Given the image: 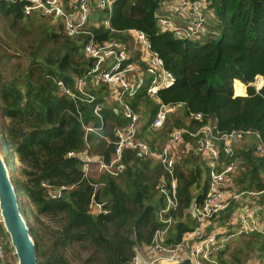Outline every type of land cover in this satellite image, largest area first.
Masks as SVG:
<instances>
[{"label":"trees","instance_id":"16d2710c","mask_svg":"<svg viewBox=\"0 0 264 264\" xmlns=\"http://www.w3.org/2000/svg\"><path fill=\"white\" fill-rule=\"evenodd\" d=\"M162 1L116 0L109 27L89 28L97 43H126L135 56L128 32H142L151 51L175 78L174 85L158 91L156 98L184 107L169 114L159 131L150 128L158 107L153 99L143 91L124 99L139 116L138 138L158 151L172 129L202 126L189 120L190 113H200L214 122L220 134L256 132L264 145V0H212L217 23L212 27L218 34L205 43L161 32L154 14ZM105 14L98 11L94 17L101 21ZM88 40L84 35L68 37L60 20L25 14L20 4L0 0V138L20 213L36 244L38 264H74L73 251L83 255V264H129L135 248L148 246L154 234L164 229V218L172 219L165 244L175 246L195 228L186 209L192 201L200 204L207 190L204 159L193 154L182 158L174 167L177 207L161 218L165 198L158 186L161 178L170 177L160 162L125 150L124 169L116 177L94 174L86 181L79 160L65 157L88 148L91 155L108 162L114 148L113 130L127 124L123 106L108 102L107 86L92 85L90 77L85 93L94 98L92 103L59 93L56 81L74 92L75 78L92 69L93 60L83 53ZM234 80L246 87L252 83L256 89L262 87L257 91L248 86L245 91L244 86L242 95H236ZM235 88L238 93L240 85L236 83ZM233 92L243 97H234ZM97 104L102 105L100 118L93 113ZM85 127L97 131L86 134ZM235 157L244 164L235 179L240 190H264V158L253 155L251 142L243 140ZM42 184L64 189L52 199ZM90 184L97 185L95 191ZM93 193L106 214H89ZM232 210L222 215L221 224ZM240 240L230 260L222 256L227 245L217 254L218 264H240L250 254L264 256L263 235H242Z\"/></svg>","mask_w":264,"mask_h":264},{"label":"built area","instance_id":"2783aa9c","mask_svg":"<svg viewBox=\"0 0 264 264\" xmlns=\"http://www.w3.org/2000/svg\"><path fill=\"white\" fill-rule=\"evenodd\" d=\"M4 1L20 4L25 14H37L51 19L52 22L60 20L68 37H89L83 53L87 59L93 60L92 69L85 76L75 78L74 92L67 89L61 81H56L60 94L73 100L92 103L94 98L85 93L87 79L90 77L92 85L102 83L107 86L108 102L123 106L122 117L127 120V124L114 128V148L108 162L91 155L88 148L80 152H69L65 156L67 159L79 160L83 179L88 181L93 174L104 173L116 177L124 169L121 156L125 150L135 151L140 157H150L160 162L170 177V180L161 178L158 186L159 194L165 198V206L160 212L161 218H164V214L177 207L175 165L189 154L201 156L205 161L208 170L206 193L200 204L192 201L185 211L195 222L194 230L185 233L177 245L167 246L165 236L172 219L164 218V229L154 234L148 246H137L129 264H218L217 254L224 248L225 241L221 236L226 231L220 225V220L231 207L233 210L224 224L233 227L231 230L238 235L264 236V212H261L259 204L264 197V190L243 191L235 182L244 167L243 162L235 157V150L241 149L243 140L251 142L255 157L264 158V145L258 133L233 131L220 134L214 122L206 120L200 113H190V121L204 124L194 130L172 129L158 151L151 150L138 138L139 116L124 103V99L135 97L143 91L148 98L154 100L158 107L150 125L152 131L162 129L168 115L184 106L166 105L156 98L158 91L174 85L175 78L164 69L159 56L151 51L147 37L142 32H128L137 56L132 54L126 43L109 40L100 44L95 41L89 28L99 27L101 24L109 27L111 10L116 0ZM211 2L212 0H163L154 14L156 26L161 32L172 33L177 39L194 40L217 35L218 32L212 27L217 23L214 9L210 7ZM98 11L107 12L101 21L94 17ZM101 110V104L95 105L94 115L99 117ZM84 130L86 134L97 131L92 127H85ZM90 185L95 191L97 185ZM42 186L47 189V195L52 199L59 198L61 190L64 189H52L45 184ZM88 212L93 216L107 213L103 205L95 201L94 193L91 195ZM6 245V240L0 244V264H14L4 249ZM247 264H264V256Z\"/></svg>","mask_w":264,"mask_h":264},{"label":"water","instance_id":"95a60500","mask_svg":"<svg viewBox=\"0 0 264 264\" xmlns=\"http://www.w3.org/2000/svg\"><path fill=\"white\" fill-rule=\"evenodd\" d=\"M248 86L254 87L251 84ZM21 215L16 189L0 150V227L8 241L14 264H38L36 244Z\"/></svg>","mask_w":264,"mask_h":264},{"label":"rangeland","instance_id":"374dc122","mask_svg":"<svg viewBox=\"0 0 264 264\" xmlns=\"http://www.w3.org/2000/svg\"><path fill=\"white\" fill-rule=\"evenodd\" d=\"M174 20H178V19H176V18H173ZM220 31H222V28H220ZM219 31V32H220ZM220 34V33H219ZM211 36H213V35H208V36H206L205 38H199V42L200 43H205ZM233 88H234V86H233ZM255 88V87H254ZM256 89V88H255ZM234 90L236 91V88H234ZM238 90H240V88L238 89ZM2 148V149H1ZM0 150H1V154H2V157L4 158L5 157V154H4V150H3V142H2V139L0 138ZM16 166H18L19 168H21V164L20 163H17L16 164ZM8 168L10 169V167L8 166ZM25 168V167H24ZM260 174H261V172H260ZM94 175V174H93ZM261 177L262 178H264L263 177V175H261ZM22 216V215H21ZM40 221L42 222V223H44L45 224V226L46 225H48V221H47V219H45V218H43V217H40ZM220 225H222V227L224 228V230H226L225 231V233L221 236V237H226V236H228V235H233V234H235V236H233L231 239H229V240H227V241H224V248L226 247V245H227V250H226V252L222 255L223 256V258L224 259H226V260H230L231 259V254H232V252L234 251V249H235V247L236 246H239L240 245V238L242 237V235H238V234H236L235 233V231H232L231 229L233 228V227H231V226H228V225H226V224H220ZM4 240H6L7 241V239H6V237H5V235L3 234V232H2V229H1V227H0V244H3V241ZM7 243H8V241H7ZM223 248V249H224ZM4 249H5V251H7V250H9V251H11L10 249H9V246L8 245H6V246H4ZM256 254H250L248 257H246V258H243V260L241 261V263L240 264H247L248 262H252V261H254L257 257L255 256ZM8 257H9V259H13L12 258V255H11V252H10V254L8 255ZM71 259H72V261H73V263L74 264H83L82 263V259H83V255H80V254H78L76 251H73L72 253H71ZM258 259V258H257Z\"/></svg>","mask_w":264,"mask_h":264},{"label":"crops","instance_id":"0c3cea01","mask_svg":"<svg viewBox=\"0 0 264 264\" xmlns=\"http://www.w3.org/2000/svg\"><path fill=\"white\" fill-rule=\"evenodd\" d=\"M262 79V78H261ZM236 83L238 84V85H240V90H239V92L237 93L235 90V94L236 95H242V93H243V90H244V86L242 85V83L241 82H239V81H237V80H234L233 81V85H232V87L234 86V88H235V86H236ZM262 83H263V79H262ZM253 84V83H252ZM251 84V85H252ZM245 91H246V86H245ZM233 96H234V92H233ZM234 97H243V96H234ZM260 206H261V212H264V197L263 198H261V201H260ZM233 236H235V234H233V235H228L227 237H223V239H225V241H227V240H229V239H231Z\"/></svg>","mask_w":264,"mask_h":264},{"label":"bare ground","instance_id":"6f19581e","mask_svg":"<svg viewBox=\"0 0 264 264\" xmlns=\"http://www.w3.org/2000/svg\"><path fill=\"white\" fill-rule=\"evenodd\" d=\"M237 182V181H236Z\"/></svg>","mask_w":264,"mask_h":264}]
</instances>
